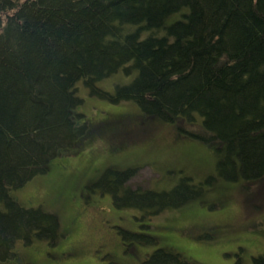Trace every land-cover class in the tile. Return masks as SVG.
Here are the masks:
<instances>
[{"label":"trees","instance_id":"trees-1","mask_svg":"<svg viewBox=\"0 0 264 264\" xmlns=\"http://www.w3.org/2000/svg\"><path fill=\"white\" fill-rule=\"evenodd\" d=\"M118 71L130 82L98 87ZM80 83L90 95L134 103L143 119L178 122V132L191 126L186 133L211 149L219 177L264 178V0H0V261L21 264L16 241L67 237L57 214L10 194L91 137L77 110ZM134 171L105 169L93 187L146 217L203 188L189 177L160 191L125 186ZM117 232L125 248L155 242L144 231ZM180 255L157 247L140 264H196ZM250 264H264V251Z\"/></svg>","mask_w":264,"mask_h":264},{"label":"rangeland","instance_id":"rangeland-1","mask_svg":"<svg viewBox=\"0 0 264 264\" xmlns=\"http://www.w3.org/2000/svg\"><path fill=\"white\" fill-rule=\"evenodd\" d=\"M131 78L118 71L98 87L113 92ZM77 90L82 99L77 110L84 114L91 137L79 153L55 158L47 173L10 194L25 208L41 206L57 214L61 228L68 227L67 237L55 245L48 244L44 233L33 235L29 242L16 241L13 248L21 264H104L108 258L100 262L99 256L122 250L116 227L155 238L154 243L141 245L129 241L132 247L126 245L125 264H140L157 247L177 250L196 264H233L237 256L250 264L252 256L263 253L264 178L246 184L240 177L223 179L214 169L211 149L186 133L194 131L191 126L184 123L185 131L178 132V122L143 119L130 101L113 103L90 95L81 83ZM128 168H135L125 185L130 188L167 190L181 177L203 183V188L181 207L146 217L136 208H115L108 194L93 187L105 169ZM208 177L211 182L204 183ZM71 251L74 254H62ZM0 264L16 262L8 259Z\"/></svg>","mask_w":264,"mask_h":264},{"label":"flooded vegetation","instance_id":"flooded-vegetation-1","mask_svg":"<svg viewBox=\"0 0 264 264\" xmlns=\"http://www.w3.org/2000/svg\"><path fill=\"white\" fill-rule=\"evenodd\" d=\"M115 224H118V223H115ZM112 226V225H111ZM117 229L120 228V229H124L122 227H116ZM126 230V229H124ZM197 230V229H196ZM128 231V230H127ZM116 234V233H115ZM117 235V234H116ZM120 239V238H119ZM121 242V241H120ZM120 247H122V250L120 252H118L119 254H116L114 253L113 251H109V252H105L103 253L101 256L98 257V260L100 262L104 261L105 258H108V261H104V264H125L123 262V254L125 252V246L123 244V242L120 243ZM101 248V246H100ZM95 253L97 252V250L94 251ZM152 252V251H151ZM64 254L65 256H69L71 254H74L73 251L71 252H67V253H62ZM65 259V258H63ZM63 263V262H62ZM64 264V263H63Z\"/></svg>","mask_w":264,"mask_h":264}]
</instances>
